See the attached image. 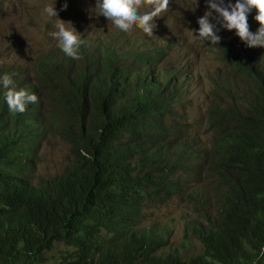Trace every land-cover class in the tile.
<instances>
[{
    "label": "trees",
    "instance_id": "obj_1",
    "mask_svg": "<svg viewBox=\"0 0 264 264\" xmlns=\"http://www.w3.org/2000/svg\"><path fill=\"white\" fill-rule=\"evenodd\" d=\"M217 34L227 72L210 74L208 145L187 111L192 70L170 58L178 45L163 30L80 34V59L56 43L33 79L0 67L38 97L13 114L0 87V264H50L57 251L59 264H264V48ZM54 136L71 163L35 180ZM176 198L200 220L203 251L189 260L142 226Z\"/></svg>",
    "mask_w": 264,
    "mask_h": 264
},
{
    "label": "rangeland",
    "instance_id": "obj_2",
    "mask_svg": "<svg viewBox=\"0 0 264 264\" xmlns=\"http://www.w3.org/2000/svg\"><path fill=\"white\" fill-rule=\"evenodd\" d=\"M231 2L234 4L235 0ZM65 3L66 9L63 8ZM52 5L57 17H49L44 12L46 6ZM95 6L96 0H0V67L19 68L33 79L38 59L57 43L50 35L57 30V19L70 22L79 34L99 37L112 32L114 27L99 15ZM150 10L141 8L139 11L143 14ZM205 10V0H197L196 4L195 0H170L168 10L153 19L154 28H157L156 32L153 29V34L158 35L163 30L165 35L161 39H170L178 45L173 48L170 58L192 70L193 78L185 81L189 89L187 111L190 119L196 120L201 138L208 145L209 137L202 135L206 133L210 95L215 91L214 77L210 74L227 72V66L220 60L215 47L201 44L195 37L199 27L197 20ZM255 15L254 10L249 13V27L256 25ZM65 26L68 27L67 24ZM132 30L144 33L139 27ZM225 35L231 38L227 32ZM40 153L31 172L35 180L61 174L71 163L69 144L58 136L44 143ZM154 210L147 213L142 226H152L164 237H169L170 245L161 253L177 252L184 260H189L203 251V244L191 233V226L200 220L187 208L182 198L174 199L161 210ZM59 257L60 252H55L50 264H59L55 262Z\"/></svg>",
    "mask_w": 264,
    "mask_h": 264
},
{
    "label": "clouds",
    "instance_id": "obj_3",
    "mask_svg": "<svg viewBox=\"0 0 264 264\" xmlns=\"http://www.w3.org/2000/svg\"><path fill=\"white\" fill-rule=\"evenodd\" d=\"M169 2L170 0H96L95 8L99 9V15L104 16L118 32L127 33L133 27H139L145 34L151 36L155 27L153 19L168 10ZM205 4L206 10L197 20L199 28L195 34L201 44L213 47L218 45L221 37L217 33L224 29L235 30V35L247 47L264 48V0H235L234 4L231 0L227 3L225 0H205ZM66 7L67 3L63 5L64 9ZM141 8L151 10L141 14L139 11ZM253 10L256 12L253 18L259 24L255 32L249 31L247 22L248 15ZM44 12L49 17H57L53 5L46 6ZM55 27L57 30L50 35L57 41V46L68 57L80 59L79 48L83 43L80 34L70 22L57 19ZM0 87L5 90V101L8 110L13 114H22L29 104L38 102V97L34 93H29L25 89L17 90L12 77L8 74L0 76ZM260 254L264 256V249Z\"/></svg>",
    "mask_w": 264,
    "mask_h": 264
}]
</instances>
